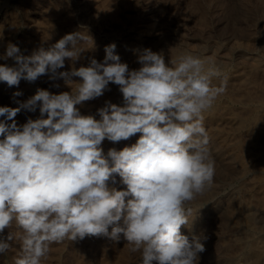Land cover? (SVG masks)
Returning <instances> with one entry per match:
<instances>
[{
  "label": "clouds",
  "instance_id": "9594fccd",
  "mask_svg": "<svg viewBox=\"0 0 264 264\" xmlns=\"http://www.w3.org/2000/svg\"><path fill=\"white\" fill-rule=\"evenodd\" d=\"M85 39L67 34L30 56L9 43L0 56L15 62L0 65V82L9 87L44 75L69 85L80 78L71 92L37 89L26 101L14 100L17 107H0V254L15 240V264H41L54 243L123 234L140 264H199L204 244L181 228L192 215L188 203L214 182L204 113L226 93L227 75L210 57L182 52L166 63L150 48L138 55L141 67L130 70L115 43L105 47L102 62L58 71L66 58L78 60L77 41ZM110 83L119 86L123 106L106 101L99 119L82 115L76 106L110 91ZM37 108L41 118L17 124L18 113ZM138 133L132 146L105 154V139L117 143ZM114 174L123 190L110 187ZM13 225L17 231L4 236Z\"/></svg>",
  "mask_w": 264,
  "mask_h": 264
},
{
  "label": "rangeland",
  "instance_id": "374dc122",
  "mask_svg": "<svg viewBox=\"0 0 264 264\" xmlns=\"http://www.w3.org/2000/svg\"><path fill=\"white\" fill-rule=\"evenodd\" d=\"M67 1H69V2L67 3L66 0H64V1L63 0H58V1L57 0H48V2H49L48 3L47 0H39V1L38 0H18V1L17 0H0V33H2V34H0V38H1L0 39L1 40L0 41V49H1L0 56H3V54L6 51L7 45L9 43H12V44L15 43V45L16 46L18 45V47L20 48L22 54L25 55V53H26L25 56H30L34 51L39 50L40 48H43L45 50H47V48L49 49L52 45H54L56 42H58L65 35L74 32V33H80L82 36H84L86 38L85 40H78L77 41L78 44L76 46L78 48L80 47L79 49L81 50L80 51L81 53L79 54V58L75 62L66 58V60H65L66 66H64L63 69H59L58 71H67L68 70V72H69V71H71V69L73 67L78 69L79 66L80 67L83 65L86 66V65H88L90 59H92L93 57L98 62H99V60H100V62H102V59L105 58L104 54L106 55L105 51H103V50H105L106 46H108L112 43L116 44L115 54L119 55L121 62L122 61H123L122 63L126 62V64L129 63V61L131 62V63L127 64V65H129L130 70H135L136 68L139 69L141 67V65L138 63L137 59H138L139 53L143 50V46H144V49L151 48L153 52H159V53H162L163 55H164V53L165 54L167 53L168 55L167 54H166V56L164 55L166 62L167 61L169 62L176 54L179 55V53H181V52H191L192 54H193V52H195L194 53L195 55L199 54L203 59H206V60L209 57L212 60H214V58H215L214 61H215L216 65L219 66V64H220L219 67L221 70L223 69L222 72L225 75H227L228 82L230 83V80H231V84H233V85L228 84L227 85L228 89L226 91L227 93L220 96L219 98H221V99L218 98L216 100L217 102L215 101V106L213 105L214 107L211 108L212 110L209 109L208 111H206L207 114L204 113V127L206 128V130L209 134V137H210L209 148L211 147L210 148L211 149V155H212L213 159L215 160V164H216L215 165V171L216 172H215V176H214V183L209 188V190H206L204 192V193L208 192V194H206L207 196H204V193H203L202 195L198 196L195 200L188 203L187 207L192 209V215L190 216L191 218H189L190 224L182 226L181 232H182V234L187 235L189 237V239L191 240V238L193 237L192 234H193L194 224H199L201 221L203 223V225L206 227L205 229L209 233H213V231H214V233L220 234V232H221V235L222 234L226 235V233L224 234L225 231H223L224 229H222V226L219 224V222H220V220L225 219L224 217H225L226 213L228 212V207L231 204L230 198L232 201V197L234 196V194L238 193L240 195V197H242V196L244 197L245 195H247V198L246 197L241 198V202H242L241 204H243L242 206H245V205L249 206L248 208H250L251 215H248V216L255 217L253 219L254 223L252 225L253 226L252 228H254V229L250 230L251 236L250 235L249 236L253 238L254 236L257 237V235H258L257 239L259 241L258 240L255 241L256 237H254L253 240L256 242V245H257V243L261 242L257 245V246H261L260 244H262L263 243L262 241L264 240V239H262V238H264V203H262L263 204L262 205L260 202V201L264 202L263 201L264 200V191H263L264 190V182H263L264 181V172H263L264 171V163H263L264 162V160H263L264 159V155H263L264 154L263 153L264 152V142H263L264 141V129H263L264 126H262V125H264V122H263L264 121V116H263L264 115V68H263L264 63H262L260 59H262V57L264 58V55H263L262 50L261 49L259 50V42H260V39L262 38V36H264V32L263 33H262V31L260 32V30L264 31V23H263V21H264V17H263L264 16L263 15L264 14L263 13L264 12V2L263 1L264 0L263 1L262 0H260V1H258V0H247L248 2L246 0H244V1L241 0V1H243V3L242 2L240 3V0H197V2H196V0H139V1L138 0H128L130 5L127 2V3H125V5L123 4L125 6V8H124V6L122 8L120 7V10H118L119 16L117 19L111 17L110 11L105 10L106 14H105V12H103L104 0H103V2H102V0H91L90 2H89V0H87V1L86 0H82V1L81 0H67ZM70 1H72L73 3ZM150 1H153V2H150ZM245 1L248 4H246ZM256 1H257V4H256ZM44 2H46V3H44ZM64 2L67 3L66 4L67 6L64 4ZM191 2H192V4H191ZM86 3L88 6L86 5ZM135 3H137V5ZM153 3H154V5H153ZM258 3H260V4H258ZM52 4H54V5H52ZM71 4H73V5H71ZM76 4L79 6L80 5L84 6V4H85L86 7L85 6L84 7L87 9L89 7L90 12L95 10L94 13L96 12L95 13L96 17L94 18L95 14L91 12V14H90L91 17H88L89 19L88 18L82 19V17H80V14L78 13L79 12L78 10L81 7L80 8L75 7ZM97 4L99 5V7ZM150 4L153 5V7L150 6ZM49 5H50V7H49ZM126 5H128V6L126 7ZM186 5L188 8L186 7V11H185L184 7ZM45 6H47V7H45ZM62 6H64L63 7L64 10L62 9ZM95 6H96V8H95ZM132 6L134 7V9ZM189 6H190V8H189ZM239 6H240V8H239ZM252 6H253V8H252ZM258 6L260 8L257 10ZM39 7H41L42 10ZM232 7H233V9H232ZM135 8H136V10H135ZM249 8L251 9V14L253 12L254 15L253 14L251 15L249 11H246ZM45 9H47V10H45ZM191 9L193 11H190ZM253 9L254 10L256 9L255 11H257V13H255V11ZM54 10H55V13H54ZM72 10H74V11H72ZM97 11H98V13H97ZM123 11H124L125 15L123 14ZM38 12L41 13L42 15H40ZM107 12H108V16H110L111 18L107 16ZM152 12L153 13L155 12V13L153 14ZM56 13H57V15H59V19H58V16L56 15ZM247 13H249V14H247ZM126 14H128L129 16H127ZM130 14L132 15V18H131ZM242 14H244V15L246 14V15L244 16ZM77 15L80 17V19ZM133 15L135 17H138V19L134 18ZM136 15H138V16H136ZM120 16H121L122 20H120ZM236 16H239V17L237 18ZM241 16H243L246 19V22H245V19H243V17H241ZM259 16H261L260 17L261 19H259ZM67 17L70 18V20ZM97 17H101L100 19H102V20H100ZM106 17L108 18V20L106 19ZM128 17H130L131 19ZM248 17H249V19H248ZM250 17H252L251 21H250ZM253 17L257 21H255L253 19ZM92 18L94 20H96V22ZM142 18H144L146 20H144ZM66 19H67V21H66ZM113 19H115L116 21L115 20L113 21ZM51 20H52V22H51ZM102 21H104V22H102ZM144 21L146 22L145 27L143 26L144 31L142 30L140 33H138L139 29H140L139 26H141V24ZM167 21H169V22H167ZM230 21H231V23H230ZM237 21L239 24H237ZM241 21H243V22H241ZM64 22L66 24H64ZM94 22L96 23L97 27L95 26V24H93ZM226 22L228 25L225 24ZM233 22H234V24H233ZM123 23H124V25H123ZM61 24L64 26H62ZM148 24L150 26L153 25L155 27L154 28L153 26L152 27L149 26L152 32L151 31L149 32L150 29L146 27ZM169 24H171V25H169ZM241 24H242V27H241ZM9 25H11V26H9ZM98 25H99V27H98ZM8 26H9V28H8L9 30L7 29ZM65 26H66V28H65ZM69 26H70V29L68 28ZM244 26H245V28H244ZM61 27H62V29H61ZM137 27H139V28L137 29ZM248 27H249V29H248ZM259 27L261 28L260 30H258ZM35 28H36V30H35ZM146 28H147V30H146ZM234 28L236 31L235 32L232 31V33H231V30L232 29L234 30ZM239 28H242V29H239ZM37 29L39 30V33H41L43 35L36 32V31H38ZM44 29H46L47 31ZM131 29H133V30H131ZM158 30H159V32H158ZM49 31L51 32L50 34H49ZM240 31H242V32H240ZM146 32H147L148 36H147V34H144ZM163 32H165V33H163ZM181 32H183L182 35H181ZM240 33H243L244 35L245 34L246 35L244 36L243 34L241 35ZM133 34H134V36H133ZM49 37H51V39ZM133 37H136V38H133ZM139 37H141V38L143 37L142 40L139 39ZM147 37H148V40H147ZM88 38L91 42L88 40ZM145 39H146V41H145ZM51 40L52 41L54 40V41L52 42ZM244 41L245 42L247 41V42L245 43ZM92 42H93V45L91 46L90 44H92ZM137 42H138V44H137ZM150 42H151V44H150ZM88 43H89V46H88ZM144 43H145V45H144ZM240 43H242V44H240ZM247 43H248V45H247ZM249 43H250V45H249ZM170 44H172V45H170ZM184 44H185V46H184ZM86 45H87V47H86ZM190 45H192L193 47ZM94 47H95V49L93 50ZM162 47H163V49H161ZM165 47H167V48H165ZM180 48L182 50H180ZM170 49H172V50L170 51ZM176 49L177 50L179 49V53L173 52ZM167 50H169V52ZM88 51H89V53H88ZM173 53H175V55ZM97 55L99 56L98 59H97ZM178 55H176V56H178ZM214 55H215V57H214ZM88 56H91V57H88ZM169 56H170V59H169ZM171 56H173V57H171ZM176 56L174 57V59H176ZM212 57H214V58H212ZM127 58H129V59H127ZM254 58H256V59H254ZM86 60H87V62H86ZM135 60H136V62H135ZM71 61H72V63H71ZM2 63L7 64L8 66H14L15 62L11 59L4 60V61H3V59H1L0 65H2ZM259 63H261V64H259ZM131 64L134 66H131ZM260 66H261V68H259ZM248 68H249V70H251V69H252V71L254 70L253 74L249 70H248L249 73L250 72L251 73L250 74L248 73V71H247ZM255 68H256V70H255ZM257 68H259L260 70L262 68L263 69L260 71ZM241 72H243L242 75L244 77L241 76V74H240ZM245 72L247 73V75H249L250 80L247 78L248 76L245 75L246 74ZM245 76H246V78H245ZM256 76H258V77H256ZM260 77H262V78H260ZM242 78H243V80H242ZM38 79L36 80V82H31L32 84L30 82L27 83V81L22 79L21 80L22 82L20 81L18 86H13V87L7 86L6 82H0V94L3 92L0 96V107L8 106V105H9V107H14V105H15V107H17L18 104H16L14 102V100L18 99L19 101H25L24 98L35 95L38 88L39 89L45 88L44 90H47V88H48L49 92L52 94L71 92L70 90H72L76 87L75 82H79V80H80V78H78V77H72L73 83H71L70 86H69V84L67 86L66 85L67 83H65V80L62 78H58V81H54V80L51 81L47 75H44V76L39 77ZM40 80H42V81L40 82ZM47 80H48V82H47ZM61 80H62V82L64 81L63 82L64 84L61 82ZM253 80L254 81L256 80L254 82L255 86L253 85ZM219 81H220V79H219ZM219 81L217 82V78H215V79L213 78L212 82L214 85H216L217 83L219 84ZM23 82L24 83L26 82L27 86H29V87H26V83L23 84ZM52 82H54V83H52ZM56 82H57V84H56ZM246 82H248V83H246ZM239 83L242 85H244V83H245V85L242 88L243 90L240 89L242 87V85H240ZM47 84H48V86L50 85V87H47ZM55 84L56 85L59 84L58 86H60V88L57 87ZM64 85L67 87H64ZM234 85L235 86L238 85L239 87L236 88ZM249 85H251V87ZM258 85L260 87H257ZM24 86L26 89V96L23 98H20V97L12 98L13 93H15V91L20 92L21 91L20 89H22L21 87H24ZM55 87H57V88H55ZM51 88H52V90H51ZM53 88H54V90H53ZM111 88H113L114 92L112 91ZM246 88L251 89V91L246 90ZM27 89H28V91L31 90L29 92H32V93L27 92ZM109 89H110V91L109 92L105 91V93L101 97L90 100V101L83 102L81 105H77L76 107L79 109L80 113L82 115H93L97 119H99L98 109L104 107L106 101H110L112 99V101H110L111 103H113V104L118 103L117 105H119V106H121L119 104V103H121L123 106V97H122V93L119 91V86H117L115 84H111V85H109ZM230 89L234 90V93H236V96L241 97L243 95V98L242 97L241 98L236 97L235 95H233L234 93L231 94V92H233V91H230ZM252 89H253V92H252ZM60 90H62L63 92ZM51 91H54V93ZM239 91H240V93H239ZM256 91H258V94ZM112 92H113V97H115V95H116V97H115L116 99L115 98L113 99ZM249 93H250V95H249ZM7 94L8 95L10 94V95L7 96ZM104 95L106 96L105 98H104ZM230 96H231V98H230ZM1 99L3 100V102ZM21 99H23V100H21ZM241 100H243V101H241ZM222 101H224V102H222ZM226 101H227V104H226ZM254 101H256V102H254ZM228 104H229V106H228ZM238 104H239V106H238ZM219 105L222 108L221 110H219L220 109ZM217 106L219 107V109L217 108ZM244 106H246L247 108L246 107L244 108ZM252 106H253V108H252ZM231 107H232V109H231ZM260 108H261V110H260ZM250 109L254 110V111H251ZM216 110H217V112H216ZM228 110H229L230 114H231L232 110L234 112H235V110L236 111L239 110L238 112H235V113L232 112V114H238L240 117L242 116L243 118H248L250 120V121L248 120V126L240 127L237 129H234L231 126H228V124L225 122V119L228 116H230L229 114H227ZM240 110H241V112H240ZM242 110H244V111H242ZM247 110H249L250 112ZM218 111H220V112L218 113ZM260 111H261V113H259ZM225 112H227V113H225ZM21 113H23V114H21ZM239 113H241L242 115H240ZM258 113L260 115H256ZM216 115H218V116H216ZM19 116H22V117H19ZM224 116H225V118H223ZM214 117L217 119H215ZM260 117L262 120H260ZM29 118H31L33 120L41 118L40 113H39V109L37 108V110L35 112H28L26 110H22L20 113L17 114V116L15 117V120H16L18 125H22L23 123H26L27 119H29ZM43 118H47L46 115ZM210 118H212L213 120ZM207 119H209V120L207 121ZM255 119L258 120V122ZM0 120H4V117H3V119H2V117H0ZM216 120H218V121H216ZM259 121H261L263 124ZM10 122L11 121H8V123H10ZM218 122H219V124H218ZM249 122H250V124H249ZM254 122H256V123H254ZM253 123L257 124L259 126L254 125ZM220 124H221V126H220ZM250 125H252V126H250ZM216 127L219 129L217 130ZM243 129H245L249 135H251L252 133H253V135L248 136L247 133ZM215 132H217L218 135H215ZM244 132H245V134H243ZM256 132L258 133V135H255V134H257ZM234 133L235 134L237 133L236 134L237 138L235 136H233V135H235ZM238 133H239V135H238ZM136 135L133 136L132 138H129L128 140H122V141L117 142V143H113V142H110L107 139H105V141H103V143H102L103 144L102 147L104 149L105 154L110 148H113V147L119 151V150H122L124 147L132 146L134 143H136L135 140H138V138L140 136L139 133L137 136L138 138L136 137ZM222 136H224V137H222ZM241 136H243V137L241 138ZM252 136H254L255 140L258 138L257 139L258 141L257 140L253 141ZM261 137H263V139H260ZM234 138H236V140ZM243 138H245L246 141H244ZM261 140H262V143L260 142ZM125 142H127V143H125ZM253 142L257 143V145L256 144L254 145ZM232 143L236 146V148L234 145L233 146L231 145ZM235 143H237V144H235ZM221 144H223V145H221ZM225 145L226 146L228 145V146L226 147ZM214 146L215 147L217 146V147L215 148ZM120 147H122V149ZM228 147H229V149H227ZM261 147H262V149H261ZM237 148H239V149H237ZM257 150L260 152L261 157L259 156V152ZM261 151H262V153H261ZM235 152H238V153H235ZM255 152L256 153L258 152L257 155H255L256 154ZM214 154H216L217 157ZM228 155H232L231 158L233 157L235 160V161L231 160V158L229 159L232 164L236 163V165L238 164V166H241L242 164L246 163L247 165L244 164L243 166H241L243 170L245 169L244 170L245 172L243 170H241L240 171L241 173H239L236 177L235 174H233V171L228 166L226 167V164H228L227 163ZM218 156H221V157L223 156V157L218 158ZM257 156L261 160H258L259 158ZM224 157H226V158H224ZM249 159H250V161H249ZM258 161H260V162H258ZM239 162H240V164H239ZM218 164H220V165L222 164L221 167ZM221 168H223V169H221ZM250 168L252 171L250 170ZM225 169H226V171H225ZM230 171H231V173H230ZM248 171H251V172H248ZM241 175H243L242 178H241ZM114 176H115V183H112L110 181V187H115V188H117V190H123L126 186H124L121 183V178L119 177L118 174H115ZM255 176H257V178H255ZM250 177L253 181L250 180ZM261 177H262V179H261ZM245 179L247 180V182ZM259 181H261V182H259ZM243 183H244V186H243ZM262 183H263V185H262ZM239 184H241V185H239ZM246 185L247 186L250 185V187L249 186L247 187ZM259 185H260V187H259ZM245 187H247V188H245ZM243 188L246 190H244ZM251 188L253 191L251 190ZM261 188H263V189H261ZM211 189H212V191H211ZM234 189L235 190L237 189V190L234 191ZM210 191L214 197L210 194ZM231 192H233V193H231ZM245 192L247 194H245ZM258 192H260V193H258ZM254 195H255V197H254ZM205 197L207 198V200L205 199V201H204ZM208 197H210V198H208ZM257 197H260L262 199L258 198V200H256ZM248 199H249V202L247 201ZM253 200H254V203H253ZM246 201L249 204L252 201L251 205H248ZM199 203H201V205ZM228 203H229V205H228ZM260 205H262V206L260 207ZM251 209L253 212L251 211ZM212 212H215V213H212ZM195 214H197V215L194 216ZM203 218L204 219L206 218V219L203 220ZM213 221H215V222H213ZM204 222L206 224H204ZM257 223L259 226L257 225ZM211 226H213V227H211ZM191 230H192V234L190 233ZM216 230H217V232H215ZM236 230L237 229H235V231ZM254 230H255V232H254ZM261 230H262V232H261ZM15 231H17V229H16L15 225H13V227H11V228H6L4 231L6 233H3V235L7 236L9 234V232H15ZM243 231L238 230V231H236V234L234 233L235 235L234 234L232 235V237L228 236L229 244L232 243V244H230V246L233 245V242H236V243L238 242L239 244H240V242L242 243V241L239 239H241L243 236L244 237L246 236V234L245 235L243 234ZM239 232H240V234H239ZM227 233H228V230H227ZM122 235L123 234H120L119 240H115V241L112 239H109L107 237H86L85 239H83L84 241L82 240L83 242L82 241L70 242V241L66 240L63 243H59V244L54 243L50 246V250H49L48 255L41 259V264H56V263L57 264H120V262H121V264H125V263L126 264H136V263L140 264L139 263L140 259H141V256L139 255L140 253L139 252L129 253L128 246H127L128 242L124 238V236H122ZM261 235H263V236H261ZM194 236H195V234H194ZM234 237H236L235 241L233 239ZM260 237L262 240L260 239ZM229 238H232V240ZM216 239L210 240V238H209L210 241H213L210 244L211 246H213L212 247L213 249H210V252L211 253L213 252L214 256H212V257H214V258L210 259L209 256L211 253H209L205 249V251L200 253V255H199L200 256L199 264H228V263L229 264H232V263L233 264H245L246 263L244 261L245 256H244V258H242L243 257L242 255L243 254L246 255L248 250L246 251L245 249L241 248L236 252L234 250L231 252L230 250H232V249H229L228 252L226 251V253H223L221 250H222L224 242L221 239H217V242H216ZM246 239H247V237H245L244 239L242 238L243 241H246ZM220 240L222 242H220ZM97 241L99 242L98 247L96 246L98 244V243H96ZM100 242H102V243H100ZM9 243L11 244V249L6 254H0V264H15V260L19 256V253H20L19 242L14 240V241H10ZM92 243H93V245H92ZM94 244H95V246H94ZM91 246H93V247H91ZM94 248H96V249H94ZM205 252H207V254ZM230 253L231 254L233 253L234 255L232 254L233 256L232 255L230 256ZM236 255H237V257H236ZM238 256L240 259L238 258ZM204 258H207V260ZM235 258H237V259H235ZM229 260H230V262H229ZM237 260H239V261H237ZM235 261H237V262H235ZM248 264H250V263H248Z\"/></svg>",
  "mask_w": 264,
  "mask_h": 264
},
{
  "label": "bare ground",
  "instance_id": "6f19581e",
  "mask_svg": "<svg viewBox=\"0 0 264 264\" xmlns=\"http://www.w3.org/2000/svg\"><path fill=\"white\" fill-rule=\"evenodd\" d=\"M17 1H18V0H17ZM38 1H39V0H38ZM57 1H58V0H57ZM63 1H64V0H63ZM81 1H82V0H81ZM86 1H87V0H86ZM90 1H91V0H89V2H90ZM122 1H123L124 3H123ZM138 1H139V0H138ZM243 1H244V0H243ZM243 1L240 0V3H241V2L243 3ZM246 1H247V0H246ZM246 1H245V2H246ZM258 1H260V0H258ZM262 1H263V0H262ZM47 2H48V0H47ZM66 2L68 3L69 1L66 0ZM70 2H72V1H70ZM78 2H79V1H78ZM84 2H85V1H84ZM100 2H101V1H100ZM102 2H103V0H102ZM127 2H128V0H104V3H103V9H104V10H103V12H105V10L110 11V13H111V17L117 19L118 16H119V11H118V10H120V7L122 8V7L125 5V3H127ZM131 2H132V1H131ZM150 2H153V1H150ZM196 2H197V0H196ZM247 2H248V1H247ZM247 2H246V4H248ZM263 2H264V1H263ZM41 3H42V2H41ZM41 3H40V4H41ZM44 3H46V2H44ZM48 3H49V2H48ZM67 3L64 2L65 5H66ZM72 3H73V2H72ZM79 3H80V2H79ZM91 3H92V2H91ZM94 3H95V2H94ZM94 3H93V4H94ZM206 3H207V2H206ZM35 4H36V3H35ZM64 4H63V5H64ZM82 4H83V3H82ZM89 4H90V3H89ZM123 4H124V5H123ZM128 4L130 5L129 2H128ZM133 4H134V3H133ZM135 4L137 5V3H135ZM143 4H144V3H143ZM146 4H147V3H146ZM151 4H152V3H151ZM151 4H150V6L153 7L154 3H153V5H151ZM155 4H156V3H155ZM191 4H192V2H191ZM246 4H245V5H246ZM250 4H251V3H250ZM256 4H257V1H256ZM256 4H255V5H256ZM258 4H260V3H258ZM37 5H38V4H37ZM52 5H54V4H52ZM71 5H73V4H71ZM86 5H87V3H86ZM95 5H96V4H95ZM97 5H98V4H97ZM188 5H189V4H188ZM196 5H197V4H196ZM228 5H229V4H228ZM243 5H244V4H243ZM55 6H56V5H55ZM66 6H67V5H66ZM68 6H69V5H68ZM84 6H85V4H84ZM84 6H81V5L79 6V5H77V4L75 5V7H79V8L81 7V8L78 10V11H79L78 13L80 14V17H82V19H85V18L91 17V16H90L91 12L94 13V11H95V10L92 9L93 11L90 12L89 7H88V9H87V8H85L86 6H85V7H84ZM87 6H88V5H87ZM91 6H92V5H91ZM127 6H128V5H126V7H127ZM133 6H134V5H133ZM133 6H132V7H133ZM142 6H143V5H142ZM250 6H251V5H250ZM43 7H44V6H43ZM45 7H47V6H45ZM49 7H50V5H49ZM53 7H54V6H53ZM63 7H64V6H62V9H63ZM82 7H83V8H82ZM98 7H99V5H98ZM152 7H151V8H152ZM186 7H187V5L184 7V8H185V9H184L185 11H186ZM230 7H231V6H230ZM245 7H246V6H245ZM245 7H244V8H245ZM39 8L41 9V7H39ZM95 8H96V6H95ZM100 8H101V7H100ZM124 8H125V6H124ZM136 8H137V7H136ZM136 8H135V10H136ZM141 8H142V7H141ZM148 8H149V7H148ZM155 8H156V7H155ZM187 8H188V7H187ZM189 8H190V6H189ZM215 8H216V7H215ZM239 8H240V6H239ZM250 8H251V7H250ZM250 8H249V9H250ZM252 8H253V6H252ZM252 8H251V9H252ZM254 8H255V7H254ZM259 8H260V7L258 6L257 10H258ZM262 8H263V7H262ZM47 9H48V8H47ZM47 9H45V10H47ZM50 9H51V8H50ZM50 9H49V10H50ZM59 9H60V8H59ZM97 9H98V8H97ZM97 9H96V10H97ZM133 9H134V7H133ZM145 9H146V8H145ZM217 9H218V8H217ZM232 9H233V7H232ZM249 9L246 10V11H249L250 14H251V9H250V10H249ZM23 10H24V9H23ZM41 10H42V9H41ZM52 10H53V9H52ZM55 10H56V9H55ZM55 10H54V13H55ZM63 10H64V9H63ZM63 10H62V11H63ZM98 10H99V9H98ZM123 10H124V9H123ZM126 10H127V9H126ZM130 10H131V9H130ZM140 10H141V9H140ZM198 10H199V9H198ZM253 10H254V9H253ZM255 10H256V9H255ZM255 10H254V11H255ZM261 10H262V9H261ZM25 11H26V10H25ZM50 11H51V10H50ZM60 11H61V10H60ZM60 11H59V12H60ZM72 11H74V10H72ZM75 11H76V10H75ZM190 11H193V10L191 9ZM190 11H189V12H190ZM200 11H201V10H200ZM244 11H245V10H244ZM42 12H43V11H42ZM129 12H130V11H129ZM136 12H137V11H136ZM138 12H139V11H138ZM204 12H205V11H204ZM217 12H218V11H217ZM232 12H233V11H232ZM237 12H238V11H237ZM38 13H39V12H38ZM60 13H61V12H60ZM71 13H72V12H71ZM75 13H76V12H75ZM75 13H74V14H75ZM95 13H96V12H95ZM95 13H94V14H95ZM97 13H98V11H97ZM121 13H122V12H121ZM125 13H126V12H125ZM140 13H141V12H140ZM146 13H147V12H146ZM152 13H153V12H152ZM154 13H155V12H154ZM154 13H153V14H154ZM185 13H186V12H185ZM244 13H245V12H244ZM255 13H257V11H255ZM263 13H264V12H263ZM39 14L42 15L41 13H39ZM51 14H52V13H51ZM99 14H100V13H99ZM105 14H106V12H105ZM123 14H124V11H123ZM191 14H192V13H191ZM213 14H214V13H213ZM247 14H249V13H247ZM252 14L254 15L253 12H252ZM252 14H251V15H252ZM258 14H259V13H258ZM48 15H49V14H48ZM53 15H54V14H53ZM56 15H57V13H56ZM92 15H93V14H92ZM100 15H101V14H100ZM100 15H99V16H100ZM124 15H125V14H124ZM126 15L129 16L128 14H126ZM130 15H131V14H130ZM134 15H135V14H134ZM134 15H133V16H134ZM150 15H151V14H150ZM189 15H190V14H189ZM229 15H230V14H229ZM229 15H228V16H229ZM238 15H239V14H238ZM242 15H244V14H242ZM245 15H246V14H245ZM245 15H244V16H245ZM263 15H264V14H263ZM57 16H58V19H59V15H57ZM63 16H64V15H63ZM74 16H75V15H74ZM77 16H78V15H77ZM107 16H108V12H107ZM136 16H138V15H136ZM248 16H249V15H248ZM261 16H262V15H261ZM261 16H259V19H261V18H260ZM47 17H48V16H47ZM55 17H56V16H55ZM78 17H79V16H78ZM80 17H79V19H80ZM95 17H96V14H95L94 18H95ZM108 17H110V16H108ZM111 17H110V18H111ZM122 17H123V16H122ZM148 17H149V16H148ZM216 17H217V16H216ZM236 17L238 18L239 16H236ZM241 17H243V16H241ZM255 17H256V16H255ZM263 17H264V16H263ZM42 18H43V17H42ZM51 18H52V17H51ZM67 18H68V17H67ZM97 18L100 19L101 17H97ZM125 18H126V17H125ZM128 18H130V17H128ZM128 18H127V19H128ZM131 18H132V15H131ZM131 18H130V19H131ZM134 18L138 19V17H135V16H134ZM134 18H133V19H134ZM222 18H223V17H222ZM237 18H236V19H237ZM246 18H247V17H246ZM251 18H252V17H250V21H251ZM39 19H40V18H39ZM68 19L70 20V18H68ZM88 19H89V18H88ZM92 19H93V18H92ZM106 19L108 20L107 17H106ZM127 19H126V20H127ZM142 19H144V18H142ZM148 19H149V18H148ZM153 19H154V18H153ZM170 19H171V18H170ZM241 19H242V18H241ZM243 19H245V18L243 17ZM248 19H249V17H248ZM248 19H247V20H248ZM253 19L255 20L254 17H253ZM262 19H263V18H262ZM60 20H61V19H60ZM62 20H63V19H62ZM93 20H94V19H93ZM100 20H102V19H100ZM114 20H115V19H113V21H114ZM120 20H122L121 16H120ZM123 20H124V19H123ZM134 20H135V19H134ZM144 20H146V19H144ZM230 20H231V19H230ZM33 21H34V20H33ZM42 21H43V20H42ZM55 21H56V20H55ZM64 21H65V20H64ZM66 21H67V19H66ZM66 21H65V22H66ZM89 21H90V20H89ZM94 21L96 22V20H94ZM98 21H99V20H98ZM98 21H97V22H98ZM115 21H116V20H115ZM124 21H125V20H124ZM149 21H150V20H149ZM152 21H153V20H152ZM152 21H151V22H152ZM255 21H257V20H255ZM255 21H254V22H255ZM51 22H52V20H51ZM57 22H58V21H57ZM65 22H64V24H66ZM95 22H94L93 24H95V26H96V23H95ZM100 22H101V21H100ZM102 22H104V21H102ZM119 22H120V21H119ZM132 22H133V21H132ZM147 22H148V21H147ZM151 22H150V23H151ZM167 22H169V21H167ZM241 22H243V21H241ZM245 22H246V19H245ZM261 22H262V21H261ZM12 23H13V22H12ZM59 23H60V22H59ZM124 23H125V22H124ZM124 23H123V25H124ZM134 23H135V22H134ZM228 23H229V22H228ZM230 23H231V21H230ZM247 23H248V22H247ZM263 23H264V21H263ZM263 23H262V24H263ZM45 24H46V23H45ZM57 24H58V23H57ZM126 24H127V23H126ZM140 24H141V23H140ZM204 24H205V23H204ZM225 24H227V22H226ZM233 24H234V22H233ZM237 24H239L238 21H237ZM257 24H258V23H257ZM257 24H256V25H257ZM5 25H6V24H5ZM61 25H62V24H61ZM91 25H92V24H91ZM106 25H107V24H106ZM123 25H122V26H123ZM137 25H138V24H137ZM145 25H146V22L144 21V22L141 24L142 27L139 26L140 29H139V32H138V33H140L142 30L144 31L143 26L145 27ZM157 25H158V24H157ZM165 25H166V24H165ZM169 25H171V24H169ZM227 25H228V24H227ZM260 25H261V24H260ZM9 26H11V25H9ZM9 26L7 27V29L9 28ZM62 26H64V25H62ZM125 26H126V25H125ZM135 26H136V25H135ZM149 26H150V25L148 24L146 27L150 29V27H152L153 25L150 26V27H149ZM235 26H236V25H235ZM258 26H259V25H258ZM73 27H74V26H73ZM96 27H97V26H96ZM98 27H99V25H98ZM139 27H137V29H138ZM153 27H154V26H153ZM228 27H229V26H228ZM231 27H232V26H231ZM241 27H242V24H241ZM3 28H4V27H3ZM17 28H18V27H17ZM27 28H28V27H27ZM65 28H66V26H65ZM68 28L70 29V26H69ZM147 28H146V30H147ZM154 28H155V27H154ZM154 28H153V29H154ZM236 28H237V27H236ZM244 28H245V26H244ZM38 29H39V28H38ZM38 29H37V30H38ZM42 29H43V28H42ZM48 29H49V28H48ZM61 29H62V27H61ZM71 29H72V28H71ZM98 29H99V28H98ZM137 29H136V30H137ZM153 29H152V30H153ZM239 29H242V28H239ZM248 29H249V27H248ZM248 29H247V30H248ZM260 29H261V28L259 27L258 30H260ZM8 30H9V29H8ZM8 30H7V31H8ZM29 30H30V29H29ZM35 30H36V28H35ZM35 30H34V31H35ZM44 30H46V29H44ZM44 30H43V31H44ZM131 30H133V29H131ZM146 30H145V31H146ZM154 30H155V29H154ZM46 31H47V30H46ZM61 31H62V30H61ZM73 31H74V30H73ZM150 31H151V29L149 30V32H150ZM229 31H230V30H229ZM232 31L235 32V31H236L235 28H234V30H233V29L231 30V33H232ZM238 31H239V30H238ZM238 31H237V32H238ZM242 31H243V30H242ZM242 31H240V32H242ZM261 31H262V33L264 32L263 30H260V32H261ZM4 32H5V31H4ZM36 32L39 33V30L36 31ZM40 32H41V31H40ZM149 32H148V33H149ZM151 32H152V31H151ZM158 32H159V30H158ZM246 32H247V31H246ZM47 33H48V32H47ZM50 33H51V32L49 31V34H50ZM61 33H62V32H61ZM72 33H74V32H72ZM72 33H70V34H72ZM109 33H110V32H109ZM111 33H112V32H111ZM134 33H135V32H134ZM163 33H165V32H163ZM171 33H172V32H171ZM182 33H183V32H181V35H182ZM257 33H258V32H257ZM0 34H2V33H0ZM7 34H8V33H7ZM7 34H6V35H7ZM39 34H41V33H39ZM129 34H130V33H129ZM141 34H142V33H141ZM144 34H147V32L144 33ZM150 34H151V33H150ZM174 34H175V33H174ZM240 34L242 35L243 33H240ZM258 34H259V33H258ZM41 35H43V34H41ZM139 35H140V34H139ZM142 35H143V34H142ZM225 35H226V34H225ZM243 35H244V34H243ZM245 35H246V34H245ZM245 35H244V36H245ZM108 36H109V35H108ZM129 36H130V35H129ZM131 36H132V35H131ZM133 36H134V34H133ZM147 36H148V34H147ZM154 36H155V35H154ZM156 36H157V35H156ZM164 36H165V35H164ZM201 36H202V35H201ZM51 37H52V36H51ZM51 37H49V38L51 39ZM144 37H145V36H144ZM151 37H152V36H151ZM161 37H162V36H161ZM227 37H228V36H227ZM229 37H230V36H229ZM238 37H239V36H238ZM2 38H3V37H2ZM131 38H132V37H131ZM133 38H136V37H133ZM142 38H143V37H142ZM142 38L139 37V39H141V40H142ZM145 38H146V37H145ZM157 38H158V37H157ZM243 38H244V37H243ZM0 39H1V38H0ZM158 39H159V38H158ZM236 39H237V38H236ZM236 39H235V40H236ZM247 39H248V38H247ZM254 39H255V38H254ZM257 39H258V38H257ZM88 40H89V38H88ZM141 40H140V41H141ZM147 40H148V37H147ZM159 40H160V39H159ZM162 40H163V39H162ZM162 40H161V41H162ZM233 40H234V39H233ZM0 41H1V40H0ZM3 41H4V40H3ZM28 41H29V40H28ZM41 41H42V40H41ZM51 41H52V40H51ZM53 41H54V40H53ZM53 41H52V42H53ZM89 41H90V40H89ZM132 41H133V40H132ZM145 41H146V39H145ZM167 41H168V40H167ZM169 41H170V40H169ZM49 42H50V41H49ZM90 42H91V41H90ZM141 42H142V41H141ZM194 42H195V41H194ZM234 42H235V41H234ZM244 42H245V41H244ZM244 42H243V43H244ZM246 42H247V41H246ZM246 42H245V43H246ZM54 43H55V42H54ZM107 43H108V42H107ZM159 43H160V42H159ZM159 43H158V44H159ZM164 43H165V42H164ZM176 43H177V42H176ZM184 43H185V42H184ZM235 43H236V42H235ZM245 43H244V44H245ZM257 43H258V42H257ZM5 44H6V43H5ZM14 44H15V43H14ZM52 44H53V43H52ZM77 44H78V43H77ZM137 44H138V42H137ZM141 44H142V43H141ZM150 44H151V42H150ZM240 44H242V43H240ZM49 45H50V44H49ZM90 45L92 46V45H93V42H92V44H90ZM139 45H140V44H139ZM144 45H145V43H144ZM156 45H157V44H156ZM160 45H161V44H160ZM168 45H169V44H168ZM170 45H172V44H170ZM219 45H220V44H219ZM230 45H231V44H230ZM247 45H248V43H247ZM247 45H246V46H247ZM249 45H250V43H249ZM255 45H256V44H255ZM1 46H2V45H1ZM17 46H18V45H17ZM47 46H48V45H47ZM80 46H81V45H80ZM88 46H89V43H88ZM105 46H106V45H105ZM105 46H104V47H105ZM146 46H147V45H146ZM150 46H151V45H150ZM184 46H185V44H184ZM184 46H183V47H184ZM190 46H192V45H190ZM82 47H83V46H82ZM86 47H87V45H86ZM179 47H180V46H179ZM183 47H182V48H183ZM192 47H193V46H192ZM192 47H191V48H192ZM231 47H232V46H231ZM38 48H39V47H38ZM79 48H80V47H79ZM165 48H167V47H165ZM169 48H170V47H169ZM216 48H217V47H216ZM228 48H229V47H228ZM3 49H4V48H3ZM3 49H2V50H3ZM94 49H95V47L93 48V50H94ZM143 49H144V46H143ZM150 49H151V48H150ZM155 49H156V48H155ZM161 49H163V47H162ZM174 49H175V48H174ZM260 49L262 50L263 55H264V36H262V38L260 39V42H259V50H260ZM33 50H34V49H33ZM47 50H48V48H47ZM102 50H103V49H102ZM151 50H152V49H151ZM159 50H160V49H159ZM159 50H158V51H159ZM171 50H172V49H170V51H171ZM180 50H182V49L180 48ZM185 50H186V49H185ZM194 50H195V49H194ZM210 50H211V49H210ZM242 50H243V49H242ZM0 51H1V49H0ZM36 51H37V50H36ZM103 51H105V50H103ZM167 51L169 52V50H167ZM205 51H206V50H205ZM94 52H95V51H94ZM173 52H177V53H179V49H178V50L176 49V50L173 51ZM213 52H214V51H213ZM258 52H259V51H258ZM80 53H81V52H80ZM88 53H89V51H88ZM99 53H100V52H99ZM99 53H98V54H99ZM135 53H136V52H135ZM170 53H171V52H170ZM181 53H182V52H181ZM194 53H195V52H193V54H194ZM100 54H101V53H100ZM166 54H167V53H166ZM166 54L164 53L165 56H166ZM173 54L175 55V53H173ZM179 54H180V53H179ZM212 54H213V53H212ZM23 55H24V54H23ZM25 55H26V53H25ZM84 55H85V54H84ZM89 55H90V54H89ZM93 55H94V54H93ZM101 55H102V54H101ZM167 55H168V54H167ZM169 55H170V54H169ZM171 55H172V54H171ZM174 55H173V56H174ZM176 55H178V54H176ZM176 55H175V56H176ZM198 55H199V54H198ZM203 55H204V54H203ZM219 55H220V54H219ZM95 56H96V55H95ZM104 56H105V54H104ZM173 56H171V57H173ZM175 56H174V57H175ZM225 56H226V55H225ZM246 56H247V55H246ZM88 57H91V56H88ZM98 57H99V56L97 55V59H98ZM174 57H173L172 59H174ZM214 57H215V55H214ZM214 57H212V58H214ZM257 57H258V56H257ZM257 57H256V58H257ZM93 58H94V57H93ZM129 58H130V57H129ZM129 58H127V59H129ZM176 58H177V56H176ZM251 58H252V57H251ZM256 58H254V59H256ZM87 59H88V58H87ZM131 59H132V58H131ZM169 59H170V56H169ZM0 60H1V59H0ZM88 60H89V59H88ZM137 60H138V59H137ZM214 60H215V58H214ZM247 60H248V59H247ZM260 60H261L262 63H264V58H263V57H262V59H260ZM3 61H4V60H3ZM9 61H10V60H9ZM9 61H8V62H9ZM68 61H69V60H68ZM102 61H103V59H102ZM128 61H129V60H128ZM218 61H219V60H218ZM10 62H11V61H10ZM86 62H87V60H86ZM99 62H100V60H99ZM122 62H123V61H122ZM132 62H133V61H132ZM135 62H136V60H135ZM167 62H168V61H167ZM167 62H166V63H167ZM169 62H170V61H169ZM216 62H217V61H216ZM255 62H256V61H255ZM11 63H12V62H11ZM71 63H72V61H71ZM125 63H126V62H125ZM129 63H131V62L129 61ZM129 63H127V64H129ZM226 63H227V62H226ZM2 64H3V63H2ZM79 64H80V63H79ZM79 64H78V65H79ZM259 64H261V63H259ZM81 65H82V64H81ZM65 66H66V64H65ZM76 66H77V65H76ZM83 66H84V65H83ZM86 66H87V65H86ZM131 66H134V65L131 64ZM219 66H220V64H219ZM248 66H249V65H248ZM248 66H247V67H248ZM262 66H263V65H262ZM69 67H70V66H69ZM71 67H72V66H71ZM79 67H80V66H79ZM128 67H129V65H128ZM139 67H140V66H139ZM256 67H257V66H256ZM249 68H250V67H249ZM249 68L247 69V71L249 70ZM259 68H261V66H260ZM259 68H257V69L260 70ZM263 68H264V66H263ZM263 68H262V69H263ZM62 69H63V68H62ZM136 69H137V68H136ZM262 69H261V70H262ZM69 70H70V69H69ZM71 70H72V69H71ZM222 70H223V69H222ZM255 70H256V68H255ZM261 70H260V71H261ZM67 71H68V70H67ZM245 71H246V70H245ZM249 71H251L252 74H253V72H254V70L252 71V69L249 70ZM249 71H248V73H249ZM69 72H70V71H69ZM238 72H239V71H238ZM251 72H250V73H251ZM242 73H243V72H241L240 74H241L242 77H244V76L242 75ZM245 73H246V72H245ZM250 73H249V74H250ZM235 74H236V73H235ZM245 75H247V73H246ZM247 76H248L247 78L250 80L249 75H247ZM250 77H251V76H250ZM256 77H258V76H256ZM262 77H263V76H262ZM262 77H260V78H262ZM238 78H239V77H238ZM238 78H237V79H238ZM245 78H246V76H245ZM40 79H41V78H40ZM214 79H215V78H214ZM251 79H252V78H251ZM38 80H39V79H38ZM242 80H243V78H242ZM41 81H42V80H40V82H41ZM51 81H52V80H51ZM54 81H58V79H56V80H54ZM218 81H219V79L217 78V82H218ZM233 81H234V80H233ZM244 81H245V80H244ZM255 81H256V80H255ZM255 81L253 80V85H254V86H255V84H254ZM21 82H22V81H21ZM35 82H36V81H35ZM47 82H48V80H47ZM47 82H46V83H47ZM61 82H62V80H61ZM63 82H64V81H63ZM63 82H62V83H63ZM242 82H243V81H242ZM242 82H241V83H242ZM248 82H249V81H248ZM248 82H246V83H248ZM250 82H251V81H250ZM25 83H26V82H25ZM25 83L23 82V84H25ZM27 83H28V81H27ZM27 83H26V87H29V86H27ZM50 83H51V82H50ZM50 83H49V84H50ZM52 83H54V82H52ZM59 83H60V82H59ZM65 83H66V82H65ZM219 83H220V81H219ZM23 84H22V85H23ZM31 84H32V83H31ZM56 84H57V82H56ZM56 84H55V85H56ZM63 84H64V83H63ZM217 84H218V83H217ZM217 84H216V85H217ZM228 84H231V80H230V83L228 82ZM239 84H240V83H239ZM239 84H238V85H239ZM261 84H262V83H261ZM6 85H7V84H6ZM28 85H29V84H28ZM58 85H59V84H58ZM60 85H61V84H60ZM66 85L68 86V84H66ZM109 85H111V84H109ZM218 85H219V84H218ZM231 85H233V84H231ZM238 85H237V86L234 85V86H235L236 88H238V87H239ZM240 85H242V84H240ZM244 85H245V83H244ZM244 85H242V87L240 88L241 90H243L242 88H243ZM262 85H263V84H262ZM7 86H8V85H7ZM51 86H52V85H51ZM67 86L64 85V87H67ZM69 86H70V85H69ZM234 86H233V87H234ZM249 86L251 87V85H249ZM12 87H13V86H12ZM47 87H50V85L48 86V84H47ZM58 87L60 88V86H58ZM229 87H230V86H229ZM247 87H248V86H247ZM257 87H260V86L258 85ZM1 88H2V87H1ZM3 88H4V87H3ZM21 88H22V89H20V90H21L20 92L22 93V95L19 96V97H20V98H23V97L26 96V89H25V86H24V87H21ZM55 88H57V87H55ZM61 88H62V87H61ZM32 89H33V88H32ZM38 89H39V88H38ZM40 89H41V88H40ZM44 89H45V88H44ZM111 89H112V91H113V88H111ZM227 89H228V87H227ZM233 89H234V88H233ZM233 89H232V90L230 89V91H233V92H231V94L234 93V90H235V89H234V90H233ZM240 89H239V90H240ZM259 89H260V88H259ZM1 90H2V89H1ZM3 90H4V89H3ZM8 90H9V89H8ZM51 90H52V88H51ZM53 90H54V88H53ZM117 90H118V89H117ZM241 90H240V91H241ZM246 90L251 91V89H249V88H248V89L246 88ZM9 91H10V90H9ZM29 91H31V90H29ZM29 91H28V89H27V92H29ZM47 91H49L48 88H47ZM60 91H62V90H60ZM70 91H71V90H70ZM240 91H239V93H240ZM7 92H8V91H7ZM15 92H16V91H15ZM51 92L54 93V91H51ZM55 92H56V91H55ZM62 92H63V91H62ZM106 92H107V91H106ZM108 92H109V91H108ZM113 92H114V91H113ZM113 92H112V97H113ZM236 92H237V91H236ZM252 92H253V89H252ZM252 92H251V93H252ZM256 92H257V94H258V91H256ZM2 93H3V92H2ZM2 93H1V94H2ZM4 93H5V92H4ZM29 93H32V92H29ZM59 93H60V92H59ZM226 93H227V92H226ZM245 93H246V92H245ZM1 94H0V96H1ZM109 94H110V93H109ZM229 94H230V93H229ZM257 94H256V95H257ZM259 94H260V93H259ZM9 95H10V94H9ZM9 95L7 94V96H9ZM27 95H28V94H27ZM30 95H31V94H30ZM226 95H227V94H226ZM233 95L236 96V93H234ZM249 95H250V93H249ZM221 96H222V95H221ZM228 96H229V95H228ZM258 96H259V95H258ZM30 97H32V96H29V97H27V98L25 97L24 100L26 101V100L29 99ZM105 97H106V96L104 95V98H105ZM107 97H108V96H107ZM115 97H116V95H115ZM115 97H113V99H114ZM118 97H119V96H118ZM223 97H224V96H223ZM236 97H240V96H236ZM241 97L243 98V95H242ZM241 97H240V98H241ZM248 97H249V96H248ZM251 97H252V96H251ZM12 98H14L13 95H12ZM230 98H231V96H230ZM257 98H258V97H257ZM4 99H5V98H4ZM115 99H116V98H115ZM219 99H221V98H219ZM225 99H226V98H225ZM260 99H261V98H260ZM1 100H2V99H1ZM17 100H18V99H17ZM21 100H23V99H21ZM104 100H105V99H104ZM245 100H246V99H245ZM11 101H12V100H11ZM98 101H99V100H98ZM102 101H103V100H102ZM110 101H112V99H111ZM120 101H121V100H120ZM228 101H229V100H228ZM241 101H243V100H241ZM256 101H257V100H256ZM256 101H254V102H256ZM2 102H3V100H2ZM216 102H217V101H216ZM222 102H224V101H222ZM247 102H248V101H247ZM251 102H252V101H251ZM251 102H250V103H251ZM220 103H221V102H220ZM228 103H229V102H228ZM233 103H234V102H233ZM235 103H236V102H235ZM258 103H259V102H258ZM258 103H257V104H258ZM115 104H116V103H115ZM117 104H118V103H117ZM119 104L122 106L121 103H119ZM218 104H219V103H218ZM226 104H227V101H226ZM222 105H223V104H222ZM224 105H225V104H224ZM233 105H234V104H233ZM8 106H9V105H8ZM214 106H215V103H214ZM214 106H213V107H214ZM228 106H229V104H228ZM238 106H239V104H238ZM258 106H259V105H258ZM14 107H15V105H14ZM219 107H220V105H219ZM219 107L217 106L218 109H219ZM223 107H224V106H223ZM240 107H241V106H240ZM245 107H246V106H244V108H245ZM217 108H216V109H217ZM225 108H226V107H225ZM225 108H224V109H225ZM233 108H234V107H233ZM241 108H242V107H241ZM246 108H247V107H246ZM252 108H253V106H252ZM218 109H217V110H218ZM221 109H222V108L220 107L219 110H221ZM231 109H232V107H231ZM236 109H237V108H236ZM211 110H212V109H211ZM217 110H216V112H217ZM226 110H227V109H226ZM250 110H251V109H250ZM260 110H261V108H260ZM238 111H239V110H237V111L235 110V112H238ZM242 111H244V110H242ZM247 111H249V110H247ZM251 111H254V110H251ZM255 111H256V110H255ZM219 112H220V111H218V113H219ZM232 112H234V111L232 110ZM232 112H231V114H230L229 110H228V113L225 112V113H227V114L230 115V116H228V117L225 119V122L228 124V126H231V127L234 128V129H237V128H240V127H246V126H248V120H249L248 118H243L242 116L240 117L238 114H232ZM235 112H234V113H235ZM240 112H241V110H240ZM249 112H250V111H249ZM212 113H213V112H212ZM218 113H217V114H218ZM242 113H243V112H242ZM259 113H261V111H260ZM259 113L256 114V115H260ZM21 114H23V113H21ZM205 114H207V113L205 112ZM210 114H211V113H210ZM215 114H216V113H215ZM221 114H222V113H221ZM221 114H220V115H221ZM223 114H224V113H223ZM239 114L242 115L241 113H239ZM212 116H213V115H212ZM214 116H215V115H214ZM216 116H218V115H216ZM222 116H223V115H222ZM245 116H246V115H245ZM248 116H249V115H248ZM263 116H264V115H263ZM19 117H22V116H19ZM23 117H24V116H23ZM206 117H207V116H206ZM206 117H205V118H206ZM210 117H211V116H210ZM219 117H220V116H219ZM246 117H247V116H246ZM214 118H215V117H214ZM223 118H225V116H224ZM2 119H3V117H2ZM210 119H212V118H210ZM215 119H217V118H215ZM215 119H214V120H215ZM251 119H252V118H251ZM208 120H209V119H207V121H208ZM212 120H213V119H212ZM221 120H222V119H221ZM223 120H224V119H223ZM255 120H256V119H255ZM260 120H262L261 117H260ZM216 121H218V120H216ZM249 121H250V120H249ZM256 121L258 122V120H256ZM259 122H261V121H259ZM263 122H264V121H263ZM10 123H11V122H10ZM254 123H256V122H254ZM254 123H253V124H254ZM261 123H262V122H261ZM23 124H24V123H23ZM218 124H219V122H218ZM249 124H250V122H249ZM253 124H252V125H253ZM262 124H263V123H262ZM215 125H216V124H215ZM225 125H226V124H225ZM252 125H250V126H252ZM254 125H257V124H254ZM220 126H221V124H220ZM257 126H259V125H257ZM262 126H264V125H262ZM224 127H225V126H224ZM216 128H217V127H216ZM222 128H223V127H222ZM251 128H252V127H251ZM258 128H259V127H258ZM218 129H219V128H217V130H218ZM223 129H224V128H223ZM223 129H222V130H223ZM245 129H246V128H245ZM245 129H243V130L246 132ZM248 129H249V128H248ZM263 129H264V128H263ZM261 130H262V129H261ZM261 130H260V131H261ZM230 131H231V130H230ZM245 132H244L243 134H245ZM254 132H255V131H254ZM216 133H217V132H215V135H218V133H217V134H216ZM246 133H247V132H246ZM256 133H257V132H256ZM259 133H260V132H259ZM262 133H263V132H262ZM262 133H261V134H262ZM226 134H227V133H226ZM234 134H235V133H234ZM236 134H237V133H236ZM236 134L233 135V136L236 137ZM243 134H242V135H243ZM254 134H255V133H254ZM210 135H211V134H210ZM215 135H214V136H215ZM238 135H239V133H238ZM247 135H248V136H251V135H253V133H252L251 135H249V134L247 133ZM247 135H246V136H247ZM255 135H258V133L255 134ZM137 136H138V134L136 135V137H137ZM136 137H135V138H136ZM222 137H224V136H222ZM242 137H243V136H241V138H242ZM252 137H253V141H254V140H255V139H254V136H252ZM131 138H132V137H131ZM137 138H138V137H137ZM220 138H221V137H220ZM236 138H237V137H236ZM236 138H234V139L236 140ZM241 138H240V139H241ZM138 139H139V138H138ZM218 139H219V138H218ZM226 139H227V138H226ZM243 139H244V141H246L245 138H243ZM257 139H258V138H257ZM257 139H256V140H257ZM260 139H263V137H261ZM260 139H259V140H260ZM134 140H135V139H134ZM220 140H221V139H220ZM256 140H255V141H256ZM136 141H137V140H135V142H136ZM248 141H249V140H248ZM257 141H258V140H257ZM133 142H134V141H133ZM222 142H223V141H222ZM228 142H229V141H228ZM231 142H232V141H231ZM231 142H230V143H231ZM251 142H252V141H251ZM260 142L262 143V140H261ZM263 142H264V141H263ZM125 143H127V142H125ZM212 143H213V142H212ZM220 143H221V142H220ZM239 143H240V142H239ZM253 143H254V142H253ZM132 144H133V143H132ZM134 144H135V143H134ZM227 144H228V143H227ZM235 144H237V143H235ZM255 144L257 145V143H254V145H255ZM102 145H103V144H102ZM210 145H211V144H210ZM214 145H215V144H214ZM221 145H223V144H221ZM231 145L233 146L234 144L232 143ZM225 146H226V145H225ZM227 146H228V145H227ZM227 146H226V147H227ZM234 146H235V145H234ZM240 146H241V145H240ZM243 146H244V145H243ZM251 146H252V145H251ZM260 146H261V145H260ZM106 147H107V146H106ZM108 147H109V146H108ZM214 147H215V146H214ZM216 147H217V146H216ZM216 147H215V148H216ZM257 147H258V146H257ZM109 148H110V147H109ZM113 148H114V147H113ZM120 148L122 149V147H120ZM210 148H211V147H210ZM212 148H213V147H212ZM215 148H214V149H215ZM235 148H236V146H235ZM252 148H253V147H252ZM118 149H119V148H118ZM214 149H213V150H214ZM227 149H229V147H228ZM237 149H239V148H237ZM250 149H251V148H250ZM259 149H260V148H259ZM261 149H262V147H261ZM107 150H108V149H107ZM210 151H211V149H210ZM230 151H231V150H230ZM235 151H236V150H235ZM257 151H258V150H257ZM212 152H213V151H212ZM258 152H259V151H258ZM258 152H257V153H258ZM106 153H107V152H106ZM217 153H218V152H217ZM235 153H238V152H235ZM255 153H256V152H255ZM257 153H256L255 155H257ZM261 153H262V151H261ZM263 153H264V152H263ZM214 155H216V154H214ZM248 155H249V154H248ZM263 155H264V154H263ZM231 156H232V155H228V158H227V159H228V160H227V163H228V164H226V167L228 166V167L233 171V174H235V176L237 177V175H238L239 173H241L240 171L243 170L241 166H243V165L246 164V163L242 164L241 166H238V164L236 165V163L232 164V163L230 162V160H229V159L231 158ZM238 156H239V155H238ZM259 156H260V152H259ZM216 157H217V155H216ZM220 157H221V156H218V158H220ZM222 157H223V156H222ZM222 157H221V158H222ZM241 157H242V156H241ZM244 157H245V156H244ZM257 157H258V156H257ZM260 157H261V156H260ZM224 158H226V157H224ZM237 158H238V157H237ZM237 158H236V159H237ZM258 158H259V157H258ZM258 158H257V159H258ZM215 159H216V158H215ZM257 159H256V160H257ZM220 160H221V159H220ZM225 160H226V159H225ZM231 160H234V158L232 157ZM258 160H261V159L259 158ZM263 160H264V159H263ZM214 161H215V160H214ZM217 161H218V160H217ZM222 161H223V160H222ZM222 161H221V162H222ZM234 161H235V160H234ZM238 161H239V160H238ZM249 161H250V159H249ZM254 162H255V161H254ZM258 162H260V161H258ZM241 163H242V162H241ZM263 163H264V162H263ZM263 163H262V164H263ZM222 164H223V163H222ZM222 164H221V165H222ZM239 164H240V162H239ZM249 164H250V163H249ZM252 164H253V163H252ZM215 165H216V164H215ZM218 165L221 167L220 164H218ZM246 165H247V164H246ZM256 165H257V164H256ZM223 167H224V166H223ZM252 167H253V166H252ZM245 168H246V167H245ZM248 168H249V167H248ZM262 168H263V167H262ZM221 169H223V168H221ZM252 169H253V168H252ZM254 169H255V168H254ZM258 169H259V168H258ZM227 170H228V169H227ZM244 170H245V169H244ZM244 170H243V171H244ZM250 170H251V168H250ZM259 170H260V169H259ZM225 171H226V169H225ZM251 171H252V170H251ZM251 171H248V172H251ZM254 171H255V170H254ZM215 172H216V171H215ZM244 172H245V171H244ZM244 172H243V173H244ZM259 172H260V171H259ZM263 172H264V171H263ZM230 173H231V171H230ZM243 173H242V174H243ZM246 174H247V173H246ZM252 174H253V173H252ZM256 174H257V173H256ZM258 174H259V173H258ZM262 174H263V173H262ZM114 175H115V174H114ZM231 175H232V174H231ZM219 176H220V175H219ZM232 176H233V175H232ZM239 176H240V175H239ZM242 176H243V175H241V178H242ZM262 176H263V175H262ZM230 177H231V176H230ZM236 177H235V178H236ZM233 178H234V177H233ZM244 178H245V177H244ZM255 178H257V176H255ZM255 178H254V179H255ZM220 179H221V178H220ZM237 179H238V178H237ZM258 179H259V178H258ZM258 179H257V180H258ZM261 179H262V177H261ZM234 180H235V179H234ZM245 180H246V179H245ZM250 180H252L251 177H250ZM250 180H249V181H250ZM252 181H253V180H252ZM246 182H247V180H246ZM250 182H251V181H250ZM259 182H261V181H259ZM263 182H264V181H263ZM213 183H214V182H213ZM226 184H227V183H226ZM239 185H241V184H239ZM252 185H253V184H252ZM252 185H251V186H252ZM262 185H263V183H262ZM218 186H219V185H218ZM243 186H244V183H243ZM243 186H242V187H243ZM246 186H247V185H246ZM248 186L250 187V185H248ZM248 186H247V187H248ZM247 187H245V188H247ZM256 187H257V186H256ZM259 187H260V185H259ZM261 187H262V186H261ZM215 188H216V187H215ZM234 188H235V187H234ZM241 189H242V188H241ZM243 189H244V188H243ZM249 189H250V188H249ZM261 189H263V188H261ZM208 190H209V189H208ZM215 190H216V189H215ZM236 190H237V189H236ZM236 190L234 189V191H236ZM244 190H246V189H244ZM251 190H252V188H251ZM255 190H256V189H255ZM211 191H212V189H211ZM211 191H210V194H211ZM232 191H233V190H232ZM252 191H253V190H252ZM256 191H257V190H256ZM263 191H264V190H263ZM247 192H248V191H247ZM231 193H233V192H231ZM258 193H260V192H258ZM206 194H208V192L204 193V196H207ZM214 194H215V193H214ZM245 194H247V193L245 192ZM211 195H212V194H211ZM211 195H210V196H211ZM260 195H261V194H260ZM204 196H203V197H204ZM212 196H213V195H212ZM257 196H258V195H257ZM213 197H214V196H213ZM242 197H243V196H242ZM242 197H240V195H239L238 193H236V194H234V196L232 197V201H231V198H230V203H231V204H230V206L228 207V212L226 213V215H225V217H224L225 219H222V220H220V222H219V224L222 226V229H224L223 231H225L224 234L226 233V235H223V234H222V235H223V236H222V235H221V232H220V234H217V233H214V231H213V233H209V232L205 229L206 227L203 225V223H202L201 221H200L199 224H194V226H193V234H192V230L190 231V233H191L193 236H194V234H195V236H197V237H199V238L201 239V242L204 244L205 249H206L209 253H211V252H210V249H213V248H212L213 246L210 245L213 241H210V240H211V239L214 240V239L217 238V239H221V240H223V242H224V243H223L222 250H221L223 253H226V251L228 252L229 249H232V250H230L231 252H232L233 250L236 252V251H238L239 249L243 248V249H245L246 251L248 250V252H247L246 255H244V254L242 255V256H243L242 258H244V256H245L244 261H245L247 264H248V263H250V264H264V240L262 241L263 243L260 244L261 246H257L259 243H261V242H259V243H257V245H256V242H255V241L258 240V239H257L258 235H257V237L254 236V237H256L255 241L253 240L254 237H253V238L250 237V236H251V235H250V234H251V233H250V230H251V229H254V228H252V227H253L252 225H253V223H254V222H253V221H254L253 219H254L255 217H250V216H248V215H251V213H250V208H248L249 206H246V205H245V206H242V205H243V204H241V203H242V202H241V198H242ZM244 197L247 198V195H245ZM244 197H243V198H244ZM251 197H252V196H251ZM254 197H255V195H254ZM262 197H263V196H262ZM208 198H210V197H208ZM258 198H260V197H257L256 200H258ZM202 199H203V198H202ZM205 199L207 200L206 197L204 198V201H205ZM260 199H262V198H260ZM244 200H245V199H244ZM210 201H211V200H210ZM247 201L249 202V199H248ZM247 201H246V202H247ZM263 201H264V200H263ZM248 202H247V204H248V205H251L252 201H251L250 204H249ZM260 202H261V204L264 203V202H262V201H260ZM260 202H259V203H260ZM209 203H210V202H209ZM253 203H254V200H253ZM255 203H256V202H255ZM199 204L201 205V203H199ZM206 205H207V204H206ZM228 205H229V203H228ZM228 205H227V206H228ZM262 205H263V204H262ZM262 205H260V207H261ZM209 206H210V205H209ZM250 207H251V206H250ZM251 208H252V207H251ZM193 210H194V209H193ZM201 211H202V210H201ZM239 211H240V212H239ZM251 211H252V209H251ZM252 212H253V211H252ZM212 213H215V212H212ZM196 215H197V214H195L194 216H196ZM222 215H223V214H222ZM203 216H204V215H203ZM213 216H214V215H213ZM213 216H212V217H213ZM256 216H257V215H256ZM197 217H198V216H197ZM189 218H191V217H189ZM194 218H195V217H194ZM198 219H199V218H198ZM205 219H206V218H205ZM205 219L203 218V220H205ZM210 219H211V218H210ZM195 220H196V219H195ZM199 220H200V219H199ZM209 221H210V220H209ZM215 221H216V220H215ZM215 221H213V222H215ZM189 222H190V221H189ZM198 222H199V221H198ZM256 222H257V221H256ZM256 222H255V223H256ZM208 223H209V222H208ZM210 223H211V222H210ZM221 223H222V224H221ZM258 223H259V222H258ZM258 223H257V225H258ZM260 223H261V222H260ZM189 224H190V223H189ZM191 224H192V223H191ZM204 224H206V223L204 222ZM215 224H216V223H215ZM211 225H212V224H211ZM254 225H255V224H254ZM207 226H208V225H207ZM258 226H259V225H258ZM209 227H210V226H209ZM211 227H213V226H211ZM217 227H218V226H217ZM209 229H210V228H209ZM235 229H237L236 231H238V230L243 231V230H244V231H243V234H244V235L246 234L245 237H247V239H246V241H243L242 238H243V239L245 238V237L243 236L241 239H239V240L242 241V243L240 242V244H239V243L237 242V243L239 244V245H238L236 242H233V245L230 246V244H232V243L229 244V242H228V236H231V237H232V235H233L234 233L236 234ZM183 230H184V229H183ZM217 230H218V229H217ZM217 230H216L215 232H217ZM227 230H228V233H227ZM262 230H263V229H262ZM262 230H261V232H262ZM12 231H13V230H12ZM254 232H255V230H254ZM259 232H260V231H259ZM4 233H6V232H4ZM190 233H189V234H190ZM235 234H234V235H235ZM239 234H240V232H239ZM239 234H238V235H239ZM243 234H242V235H243ZM254 234H255V233H254ZM242 235H241V236H242ZM249 235H250V236H249ZM259 235H260V234H259ZM122 236H123V235H122ZM261 236H263V235H261ZM209 238H210V240H209ZM235 238H236V237L233 238L234 241L236 240ZM238 238H239V237H238ZM238 238H237V239H238ZM251 238H252V239H251ZM217 239H216V242H217ZM229 239L232 240V238H229ZM260 239H261V237H260ZM262 239H264V238H262ZM262 239H261V240H262ZM221 240H220V242H222ZM83 241H84V240H83ZM83 241H82V242H83ZM209 241H210V242H209ZM237 241H238V240H237ZM258 241H259V240H258ZM125 242H126V241H125ZM231 242H232V241H231ZM96 243H98V244L96 245V246L98 247L99 242L97 241ZM100 243H102V242H100ZM220 244H221V243H220ZM92 245H93V243H92ZM94 246H95V244H94ZM91 247H93V246H91ZM97 247H96V248H97ZM209 247H210V248H209ZM96 248H94V249H96ZM220 249H221V248H220ZM92 250H93V249H92ZM216 250H217V249H216ZM216 250H215V251H216ZM240 251H241V250H240ZM205 253L207 254V252H205ZM220 254H221V253H220ZM232 254H233V253H232ZM232 254L230 253V256H231ZM133 255H134V254H133ZM139 255H140V254H139ZM198 255H200V253H199ZM202 255H203V254H202ZM233 255H234V254H233ZM233 255H232V256H233ZM237 255H238V254H237ZM237 255H236V257H237ZM212 256H214V255H213V252H212V253L210 254V256H209L210 259H211V258H214V257H212ZM217 256H218V255H217ZM239 256H240V255H239ZM239 256H238V258H239ZM199 257H200V256H199ZM204 257H205V256H204ZM56 258H57V257H56ZM115 258H116V257H115ZM224 258H225V257H224ZM233 258H234V257H233ZM233 258H232V259H233ZM130 259H131V258H130ZM204 259L207 260V258H204ZM235 259H237V258H235ZM235 259H234V260H235ZM239 259H240V258H239ZM224 260H225V259H224ZM215 261H216V260H215ZM237 261H239V260H237ZM237 261H235V262H237ZM53 262H54V261H53ZM207 262H208V261H207ZM209 262H210V261H209ZM225 262H226V261H225ZM229 262H230V260H229ZM232 262H233V261H232ZM232 262H231V263H232ZM242 262H243V261H242ZM122 263H123V262H122ZM124 263H125V262H124ZM139 263H140V262H139ZM221 263H222V262H221ZM246 263H245V264H246ZM56 264H57V263H56ZM120 264H121V262H120ZM125 264H126V263H125ZM136 264H137V263H136ZM228 264H229V263H228ZM232 264H233V263H232Z\"/></svg>",
  "mask_w": 264,
  "mask_h": 264
}]
</instances>
